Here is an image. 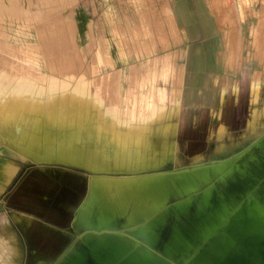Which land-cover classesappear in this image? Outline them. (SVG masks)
<instances>
[{"label": "rangeland", "instance_id": "rangeland-1", "mask_svg": "<svg viewBox=\"0 0 264 264\" xmlns=\"http://www.w3.org/2000/svg\"><path fill=\"white\" fill-rule=\"evenodd\" d=\"M187 1L177 11L185 34L176 28L167 47L162 19L150 24L166 0H0V264H37L79 239L87 181L141 171L146 205L176 174L198 221L215 211V171L246 134L264 152V0ZM241 229L225 232L240 245L263 242ZM212 237L197 232L169 264L209 259ZM228 254L258 264L239 248Z\"/></svg>", "mask_w": 264, "mask_h": 264}, {"label": "crops", "instance_id": "crops-1", "mask_svg": "<svg viewBox=\"0 0 264 264\" xmlns=\"http://www.w3.org/2000/svg\"><path fill=\"white\" fill-rule=\"evenodd\" d=\"M187 2V0H166L167 9L157 10L155 12L157 20L150 22L151 26H158L159 18L162 19L166 30H162L160 37L162 43L167 47L175 39L176 28L182 35L185 34L186 27L180 23L178 7H182V11H185L184 7ZM186 17L191 16L188 13ZM183 18H185L184 15ZM154 39L157 44L161 42L155 36ZM181 40L185 44L183 36H181ZM187 48L189 49V46ZM180 75L179 82L182 78V74ZM176 95L178 98L181 97L178 87ZM250 135L252 136L246 134V143L233 153L235 159L229 161L230 163L227 162V166L220 173L218 169L215 171L216 188L219 185V181H217L219 177L222 178L220 186L222 189L224 188L220 192L218 190L216 192L213 206L215 210L225 208L233 211L240 205L243 209H249L248 202L254 197L256 187L260 185L264 191V174L260 175L255 170L257 163H264V152H260L262 149L255 150L254 135ZM262 145L264 146V144ZM216 164L219 167V164ZM142 177L141 171L135 173L134 176H125L124 179L121 177V184L124 185L122 190L128 191L120 196L114 193L107 194L105 190L101 192L100 188L87 181V190L82 198L77 216L87 225L88 230L71 246L66 249L62 248L55 255L39 254L37 264H86L88 259H93L99 264H169V258L175 257V251L170 249L173 241L172 226L169 229L170 222L166 220L164 225L168 228L164 233H159L158 208L155 199L144 205ZM205 177L211 179L212 175L207 173ZM233 195L236 201L231 200ZM205 199L208 200L207 196L204 197ZM174 204V201L167 204V214L168 211L171 212V209H174ZM221 205L225 206L220 207ZM18 218L24 227L31 220L28 215ZM60 244L56 239L53 245ZM233 247L238 249L237 244L230 249L232 250Z\"/></svg>", "mask_w": 264, "mask_h": 264}, {"label": "bare ground", "instance_id": "bare-ground-1", "mask_svg": "<svg viewBox=\"0 0 264 264\" xmlns=\"http://www.w3.org/2000/svg\"><path fill=\"white\" fill-rule=\"evenodd\" d=\"M44 40V42H46V38H44ZM179 79H175V82L177 83L178 81L179 83ZM258 154L260 155V153ZM255 170L260 175L264 174V163H257ZM176 176V174H173L172 176H167L165 178V181L167 182V191L161 197H158L154 200L159 213V220L157 223L159 233L161 230H163L164 224H166V220H168V222L173 225V241L171 243L170 249L175 252H185L189 250L194 245L195 234L202 230L206 234L213 232V237L210 241V244L206 247V254H208L210 258L202 260L201 262L194 259L187 260V264H233L230 263L226 259V257L229 247L231 248L236 244L241 251L245 252L246 255L255 260V262H257L258 264H264V254L262 253L264 249V191H262L261 186L258 185V187H256V193L254 194V197H252L251 201L248 202L249 209H243L241 205L238 206V209H235L233 211L221 208L215 210L213 214L210 215V217H198L200 220L197 221L194 220L195 217L193 216V214L189 212V210L191 209L189 201L185 202L181 197H178L183 193V190L175 188L177 186L176 183L178 182V178H176ZM104 181L105 180L98 181L97 184H95L96 187L100 188L101 192L105 190L107 194L114 193L115 195L127 193V191L119 193V187L116 185L118 182H120L119 179L118 181L110 180L111 182ZM179 184L183 185L184 183L182 181ZM255 185L257 186V184ZM174 198L175 200H173ZM234 198L235 196L233 195L231 200L236 201V199ZM181 199L182 201H184V204L176 207L178 210V215H176L174 210L171 211L172 213L168 211L167 214V204L172 201L178 202ZM224 206L225 205H221L220 207ZM163 208H165L166 210H164ZM224 217H228V221L223 226L218 227V221L220 219H223ZM241 225H245L249 231L256 234L263 242L258 246L253 245L246 239L245 242L240 245L237 242H233L232 240H230V238L227 237V233L225 232V230L229 232V228H233V226L237 229L242 230Z\"/></svg>", "mask_w": 264, "mask_h": 264}]
</instances>
